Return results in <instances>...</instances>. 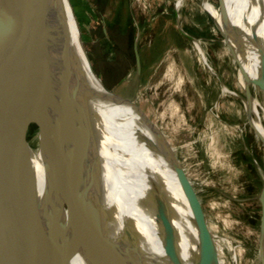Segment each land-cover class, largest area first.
<instances>
[{
  "label": "rangeland",
  "instance_id": "1",
  "mask_svg": "<svg viewBox=\"0 0 264 264\" xmlns=\"http://www.w3.org/2000/svg\"><path fill=\"white\" fill-rule=\"evenodd\" d=\"M70 2L95 72L115 94L134 104L121 101L105 91L89 69L97 96L108 97L101 99L111 101L118 107L117 111L129 104V113L138 125H149V131L145 129L137 137L151 142L158 154H170L175 165L183 170L205 223L221 244V264H260L261 250L257 244L260 203L257 197L264 184V146L247 122L240 98L243 90L236 79L233 55L221 42V35L211 32L209 15L197 0H184L179 17L173 0ZM211 2L217 4L218 1ZM103 21L106 35L103 34ZM182 31L194 39L203 40L206 57L217 76L200 68L192 39ZM134 44L140 57L139 73ZM238 44L237 41L233 50L247 54L248 51ZM172 56H176L185 80L183 89L171 95L177 109L170 113L167 88L171 83L162 80V76ZM218 78L234 93L220 98L221 81ZM4 86L11 109L29 141L40 125L39 106L29 90L12 80L4 79ZM256 97L264 106V94L260 89L256 91ZM191 98L194 105L189 103ZM217 101L220 104L219 117L211 109ZM171 145L173 149L169 148ZM48 149L44 154L31 156L40 182L41 200L47 180L55 185L64 181L56 167V157ZM134 167L137 174L138 165ZM140 172L141 177L136 180L134 188L137 194L146 177L144 168ZM146 178L152 180L153 175ZM173 185L178 186L177 178ZM177 186L169 195L181 203L184 201L177 194L180 190ZM59 196L66 204L68 194L59 192ZM124 209H127L125 205ZM116 213L122 215L120 210ZM147 228L148 224L146 231ZM152 249L156 251L154 244Z\"/></svg>",
  "mask_w": 264,
  "mask_h": 264
},
{
  "label": "bare ground",
  "instance_id": "2",
  "mask_svg": "<svg viewBox=\"0 0 264 264\" xmlns=\"http://www.w3.org/2000/svg\"><path fill=\"white\" fill-rule=\"evenodd\" d=\"M18 1L28 9L35 5L38 8L36 14L39 21L44 20L46 15H52L47 9L46 0ZM173 1L174 9L179 17L184 0ZM197 1L210 17L211 32L221 35V42L228 47L233 55L236 79L242 90L246 86L251 87L252 96H246L243 91L240 98L247 114V122L254 131L256 139L261 142V138L264 140V106L256 97V91L260 88L252 79L258 76L261 54L259 48L264 50V0H217V4L211 0ZM60 6L63 8V12L65 11L67 29L71 38L74 91L76 90L77 99L83 105L82 112L88 122L90 141L84 144L80 133L74 127L78 122L76 111L73 114L72 123H69L62 117L58 106L50 98L39 93L38 97L42 100V106L46 113L49 133L44 136L37 131L28 141L31 156L37 153L44 154L46 148L51 150V154L57 160L56 167L64 181L69 179L77 184L78 189H88V199L102 211L101 227L104 234L113 242L133 249L131 257L136 264H177L171 262L164 253L160 228L148 196L153 183H157L166 198L169 217L175 229L174 243L179 259L178 264H194L199 251L197 228L179 183L178 186L176 185L180 189L177 194L184 202L179 203L177 198L169 195L171 190L176 187L173 185L176 175L172 167L175 165V161L170 158V154L164 152V154H158L154 150L155 146L148 145L149 141L137 137V134L142 133L145 129L149 131V125L147 126L146 123L138 125L129 113V104L117 111L118 107L111 101L105 102L97 97L84 48L79 39L80 32L77 23L65 0H62ZM234 29L238 36H235L236 40L232 38ZM253 33L256 38L253 37ZM237 41L238 45L248 51L247 54L233 50L235 48L233 46H237ZM192 44L200 68L204 71L210 70L217 76L206 57L203 40L201 38L192 39ZM170 59L162 80L165 79L171 83L167 88L168 110L173 113L177 106L171 99V95L173 92L183 89L185 79L176 56H172ZM241 72L242 74H238ZM219 85L220 98L227 93H234L222 81ZM157 86L154 88L156 89ZM194 102L193 98L189 99L191 105H194ZM211 109L219 117L220 104L218 101ZM235 128L238 130L239 126L236 125ZM52 139L56 144H51ZM149 143L152 145L151 142ZM169 148L173 149V146L171 145ZM59 150H62L63 153ZM69 157H73L74 161L69 160ZM77 160L80 161L83 178L78 174L79 166L75 162ZM134 165H138L137 174H135ZM154 165L157 166L156 169H153ZM143 168L144 176L153 175V179L145 177L143 184L140 185V192L137 194L134 188L136 180L141 177L140 171ZM33 173L36 193L41 201L40 182L34 169ZM160 173L166 175L161 176ZM71 200L70 211L73 213L83 211L73 196H71ZM124 205L127 209H124ZM8 208V203L0 195L1 219L8 214ZM117 210H120L122 215L117 214ZM61 215H64V212ZM204 225L212 247L214 264H221L219 258L221 244L217 242L218 239L215 238L207 223ZM125 236H128L129 239L125 240ZM257 242L261 250L259 253L260 264H264V231L262 234H258ZM153 244L156 246V251L152 249ZM44 258V254L37 250L30 241L29 235L27 236L23 231H16L10 236L6 253L0 256V264H44ZM67 264H90V262L82 252L76 251Z\"/></svg>",
  "mask_w": 264,
  "mask_h": 264
},
{
  "label": "water",
  "instance_id": "3",
  "mask_svg": "<svg viewBox=\"0 0 264 264\" xmlns=\"http://www.w3.org/2000/svg\"><path fill=\"white\" fill-rule=\"evenodd\" d=\"M46 1L47 9L52 15H46L44 20L39 21L36 14L38 8L35 5L28 9L18 0H0V195L9 205L6 217L1 219L0 216V256L6 253L13 232L23 231L30 236V241L37 250L44 254V264H67L76 251L82 252L90 264H136L131 257L133 249L113 242L104 234L101 227L102 211L88 199L87 188L78 189L77 184L69 179L59 185L47 180L43 199L40 201L37 196L28 141L11 109L4 79L12 80L30 91L39 106L41 120L38 131L42 135L49 132L39 93L50 98L58 106L64 120L69 123H72L76 111L78 122L74 127L80 133L84 144L90 141L88 122L82 112L83 105L77 99L76 90L74 91L71 38L65 11L60 6L62 0ZM65 1L75 16L70 0ZM182 33L194 39L190 34ZM235 36L237 34L234 29V40L238 37ZM253 37L256 38L254 33ZM79 39L89 69L97 77L101 87L119 100L133 103L127 98H120L104 84L101 75L95 72L91 64L81 32ZM259 50L261 54L258 76L252 81L264 94V50ZM134 51L136 70L139 73L140 57L136 44ZM240 68L242 69L241 66ZM243 91L246 96L250 95V87H244ZM100 98L108 97L102 95ZM261 142L264 145L262 138ZM51 144H56L54 139ZM59 151L63 153L62 150ZM68 159L74 161L73 157ZM75 162L79 166L78 174L83 178L80 161ZM172 167L197 228L199 251L194 264H214L205 221L195 194L182 170L176 165ZM59 192L68 194L66 204L61 200ZM71 196L83 211L73 213L69 210ZM148 196L160 228L164 253L171 262L178 264L174 243L175 229L169 217L166 198L157 183H153ZM257 198L260 203L259 233L262 234L264 184ZM63 212L64 215H60ZM124 239L128 240L129 237L125 236Z\"/></svg>",
  "mask_w": 264,
  "mask_h": 264
},
{
  "label": "crops",
  "instance_id": "4",
  "mask_svg": "<svg viewBox=\"0 0 264 264\" xmlns=\"http://www.w3.org/2000/svg\"><path fill=\"white\" fill-rule=\"evenodd\" d=\"M103 34L106 35V23L103 21Z\"/></svg>",
  "mask_w": 264,
  "mask_h": 264
},
{
  "label": "flooded vegetation",
  "instance_id": "5",
  "mask_svg": "<svg viewBox=\"0 0 264 264\" xmlns=\"http://www.w3.org/2000/svg\"><path fill=\"white\" fill-rule=\"evenodd\" d=\"M133 52H134V56H135V51H134V47H133Z\"/></svg>",
  "mask_w": 264,
  "mask_h": 264
}]
</instances>
